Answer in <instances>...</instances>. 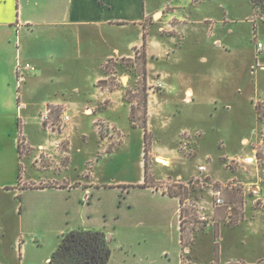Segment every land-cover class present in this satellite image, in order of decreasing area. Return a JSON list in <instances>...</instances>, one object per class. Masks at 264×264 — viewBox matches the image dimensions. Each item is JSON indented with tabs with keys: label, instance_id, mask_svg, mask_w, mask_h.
<instances>
[{
	"label": "crops",
	"instance_id": "0c3cea01",
	"mask_svg": "<svg viewBox=\"0 0 264 264\" xmlns=\"http://www.w3.org/2000/svg\"><path fill=\"white\" fill-rule=\"evenodd\" d=\"M244 13L238 5L223 8L215 0H0V250L5 248L2 208L19 196L16 217L26 238L37 242L54 235L59 244L61 236L71 230H105L113 240L108 264H139L130 240L147 242L175 235L180 238V264H184V254L187 264H211L191 258L192 237L212 231L223 241L225 224L231 230L245 223L250 228L260 218L264 225V209L255 206V197L247 192L239 196L237 189L225 190L227 206L216 208L208 190L195 199L210 222L194 221L197 217L187 209L182 229V201L180 195L168 193L171 186L187 185L193 177L221 184H257L264 205V174L250 171V177H244L239 169H225L220 176L207 162L203 177L198 172L202 160L192 172L179 171L186 161L180 160L176 146L168 147L163 135H156L158 131L168 134L167 117L178 98L193 105L196 98L205 100L204 92H211L216 95L210 99L215 104L223 100L227 110L233 109L229 103L232 87L246 73L239 69V62L250 59L234 52L236 26L250 23V10ZM257 17L264 26V18ZM261 26L254 22L256 52L247 69L252 76L247 99L256 118L250 137L241 139L242 146L250 148L245 156L264 132L256 107L264 103L260 81L264 49L258 48L264 45ZM209 45L217 53L207 55ZM142 48L147 58L152 174L148 180L145 176L137 184L124 185L106 178L110 163L131 148L121 121L126 118L131 129L142 131L146 170L144 131L132 127L135 101H128L126 89L99 82L109 78L105 73L109 60L134 59ZM237 91L243 93L241 88ZM47 107L53 108L56 125L61 123V109L67 110L71 121L64 130L43 126L41 116ZM98 121L106 124L105 133L98 131ZM89 126L95 130L93 137ZM184 134L191 138L181 147L186 143L191 147L193 140L199 152L206 134L184 129L176 143ZM218 147L222 157H232L225 141L220 140ZM40 156L43 164L37 161ZM159 157L167 159L168 166L158 163ZM159 170L172 174L166 178L173 184L164 183ZM187 224L193 227L189 234ZM0 264H7L2 257Z\"/></svg>",
	"mask_w": 264,
	"mask_h": 264
},
{
	"label": "rangeland",
	"instance_id": "374dc122",
	"mask_svg": "<svg viewBox=\"0 0 264 264\" xmlns=\"http://www.w3.org/2000/svg\"><path fill=\"white\" fill-rule=\"evenodd\" d=\"M215 1H217V5L221 4L223 8H231L238 5L239 8L245 10L244 14L250 10V23L243 22L238 24L236 26L237 34L234 36L236 40L234 52L245 54L247 59H250L249 61L244 60L243 62H239V69H245L246 73L244 77L238 79V83L234 84L232 87V100H230L231 102L229 103H231L233 109L227 110L225 108L227 102L223 100L215 104V102L210 99L216 95L211 92H204L202 95L205 97V100L199 101L198 98H196L193 105L183 103L182 99L178 98L172 102V107L167 117L168 123L166 127L168 128V134L158 131L159 133L157 132L156 135L158 137L163 135V139H165L163 144L168 147L172 148L176 146L180 160L186 161V165H179V171L183 169L184 172H192L195 166L199 164L200 160L203 162L207 160L208 164L210 162L212 163V169L221 176V174H225V165L229 162L230 158L243 157L246 152L250 151L249 147H244L241 144V139L243 137H250V131L252 125L254 126L255 124L254 120L256 118L254 110L247 99V97L250 96V82L252 80L251 73L247 69L253 63L256 52L257 42H255L256 38H254V22H257V25L261 26L257 16L264 18V7H260L258 12L254 13L251 0ZM255 14L257 16H255ZM260 32V39L264 43L263 25L261 26ZM205 53L211 56L217 53V49L209 45V47L205 49ZM260 61L264 63V57ZM195 63L196 62L193 64ZM113 64L118 63H112L111 65ZM254 64L256 66V61ZM190 67L192 66L190 65ZM208 68H210V66H207L205 69L208 70ZM115 69H117V72H115L116 74H114V78H116L115 83L118 84L119 87L125 88L126 91L129 90L132 92V94L129 95V97H131L130 100L135 99L141 101L143 99V93L139 91V85L141 84V79H139L138 76L139 67L136 65L127 66L122 64L118 65ZM129 76L131 78H129ZM260 81L264 86V72L260 75ZM124 84L127 85L124 87ZM146 84L147 88H149L148 82ZM238 88H241L243 93H238ZM133 96H135V98H133ZM141 115L142 113L140 112L137 116L139 117ZM121 126L127 133L128 140L131 139V141H129L131 148L126 151L122 150L120 156L116 158L117 162L114 163L112 161L110 163L106 171V178L108 176L107 179H109V181H112L111 179L113 178L115 181L124 185L137 184L144 180L146 176L143 164V134L140 130L136 131L131 129L126 118L122 119ZM96 127H98L99 132L105 133V123L98 121ZM184 129L191 132L199 130L206 134L205 139L201 143L199 152L193 140L188 150L181 147V143L191 138L187 136V134L182 135L179 142L176 143L178 136ZM89 131L90 136H95L93 126H89ZM148 134L149 141L151 142L153 134ZM220 140L225 141L227 146L226 151L232 157H222V151H220L218 147V142ZM220 147H222L221 144ZM92 149H94V144ZM119 162L120 165L116 164ZM148 164L150 175L152 174L150 167L152 164V157L148 158ZM238 169L244 177L245 175L250 177V171H255L260 175L264 174V168H261L259 171L253 167L239 164L234 166L233 171ZM159 171L160 179H163L164 183L168 182L170 185L173 184L171 179L168 180V178H166L168 175L171 176L172 174L161 170ZM31 177L36 178L37 176L32 174ZM153 179L155 180L154 177ZM150 180H152V178ZM251 189L252 185H242L237 188V191L239 196H243L247 192L249 196L254 198L255 195L252 194V191H250ZM208 190L209 187L205 186V188L201 189V192L194 191L191 196L192 198H199L204 193H207ZM262 194L263 191L260 192V197ZM19 204L20 202L15 200L12 204H4L2 208L1 218L5 231L1 241L4 243V250L6 249V253L3 249L0 250V257L4 258L7 264H50V258L58 246L57 238L54 235H46L44 239L38 240L37 242L26 238L21 231L19 220L16 217V214H18L16 208L19 207ZM255 206L264 209L262 202L255 203ZM186 226L188 228L187 234H189L190 229L193 227L188 224ZM201 228L204 227L201 226ZM229 228L228 224H225L223 227V241H220L217 235L215 237L212 231L204 235L197 234L192 237L193 240H191V244L194 241V245H192L191 258L199 259V261L203 263L212 261L211 264H264V225L262 220L259 218L255 225L253 227L250 226V228L246 223L235 230ZM176 236L177 235L173 237L165 236L162 238L153 237L151 241L148 240L147 242L143 240L140 242L130 240L128 243L131 244L137 252V259H135V261L137 260L139 264H149L152 262L156 264H180L182 251L179 242L180 238ZM119 242L123 243L124 241L120 238ZM164 250L166 253L162 255ZM183 257L184 264H187L185 254Z\"/></svg>",
	"mask_w": 264,
	"mask_h": 264
},
{
	"label": "trees",
	"instance_id": "16d2710c",
	"mask_svg": "<svg viewBox=\"0 0 264 264\" xmlns=\"http://www.w3.org/2000/svg\"><path fill=\"white\" fill-rule=\"evenodd\" d=\"M253 8L257 13L260 7H264V0H251ZM112 63H118L113 64ZM125 64L127 66L136 65L139 67L138 76L141 84L139 85V91L143 93V99L137 101L131 99L129 95L132 94L129 90L126 91L125 96L130 103L135 101V104L131 107V124L133 128L140 127L144 131L145 140V175L148 180L149 176V164H148V149L150 146L149 132H148V90L147 88V78L148 73L146 69L147 58L144 49L136 51L134 59H121L119 61L109 60L105 65V73L109 76L106 80H101L99 85L117 88L118 84L115 83L116 78H114L115 69L118 65ZM135 98V96H133ZM142 113L141 116H137L138 113ZM23 154V151H21ZM21 181V177H20ZM175 187V188H174ZM170 195H188L187 189L183 186L173 185L168 189ZM18 201H21L20 196ZM182 201V229H185L186 215L188 210L184 208L183 199ZM194 221L199 222L198 219L193 218ZM184 226V227H183ZM112 242L113 240L108 236L105 230H89V229H75L63 234L60 238V242L50 258L51 264H108L112 257ZM185 243V241H183ZM183 243V244H184Z\"/></svg>",
	"mask_w": 264,
	"mask_h": 264
},
{
	"label": "built area",
	"instance_id": "2783aa9c",
	"mask_svg": "<svg viewBox=\"0 0 264 264\" xmlns=\"http://www.w3.org/2000/svg\"><path fill=\"white\" fill-rule=\"evenodd\" d=\"M259 50L264 49L263 44H258ZM26 68H30V65H26ZM114 76V75H113ZM260 119L264 121V103H257L256 104ZM53 115V108L47 107L45 111L43 112L41 116L42 124L44 127H46L48 130H58L62 131L65 129L66 125L70 123L71 117L68 114L66 109H61V123L56 125L52 118ZM187 142V141H186ZM184 149L188 150L190 147H188V143L185 144L183 147ZM40 164H43L44 157L40 156L37 160ZM247 165L250 167L255 168L256 170H259L264 168V132L261 135L259 141L253 145L252 151L250 155L243 156L240 158H230L229 162L225 165L226 169L233 171V168L235 165ZM198 172L200 175H204L207 172V160L200 164L198 166ZM176 186H183L185 189H187L188 195L185 197L184 195H180V198L183 199L184 208L189 209L192 211L199 222L201 224H208L210 222V218L208 217L207 213L205 212L203 207H199L196 203V199L192 198V193L194 191L201 192V189L205 188V186L209 187V190H211V195L213 199V206L216 208L226 207L227 203L223 196V192L225 190H235L238 187H241L238 183H215L208 181L207 178H200V177H193L187 185H184L182 183H176ZM252 194L255 195L256 202L255 203H261V187L260 185H254L252 186ZM232 218L229 217V222H232Z\"/></svg>",
	"mask_w": 264,
	"mask_h": 264
},
{
	"label": "bare ground",
	"instance_id": "6f19581e",
	"mask_svg": "<svg viewBox=\"0 0 264 264\" xmlns=\"http://www.w3.org/2000/svg\"><path fill=\"white\" fill-rule=\"evenodd\" d=\"M157 162L162 164L163 166H168V164H169L168 160L163 158V157H159Z\"/></svg>",
	"mask_w": 264,
	"mask_h": 264
}]
</instances>
